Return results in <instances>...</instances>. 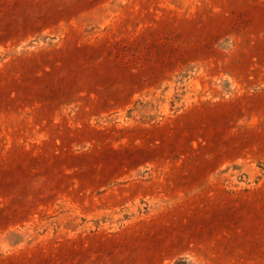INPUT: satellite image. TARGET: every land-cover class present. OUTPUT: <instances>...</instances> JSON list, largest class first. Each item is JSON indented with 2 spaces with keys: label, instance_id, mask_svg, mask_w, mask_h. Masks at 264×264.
Returning <instances> with one entry per match:
<instances>
[{
  "label": "rangeland",
  "instance_id": "obj_1",
  "mask_svg": "<svg viewBox=\"0 0 264 264\" xmlns=\"http://www.w3.org/2000/svg\"><path fill=\"white\" fill-rule=\"evenodd\" d=\"M0 264H264V0H0Z\"/></svg>",
  "mask_w": 264,
  "mask_h": 264
}]
</instances>
